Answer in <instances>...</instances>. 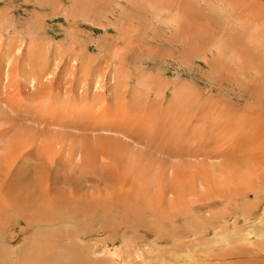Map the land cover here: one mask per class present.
<instances>
[{"label": "rangeland", "instance_id": "1", "mask_svg": "<svg viewBox=\"0 0 264 264\" xmlns=\"http://www.w3.org/2000/svg\"><path fill=\"white\" fill-rule=\"evenodd\" d=\"M258 2L0 0V190L23 174V197L22 185L43 172L37 179L59 190L71 184L96 214L84 202L87 223L31 222L24 206L1 203L0 264H37L40 256L48 264H78L81 251V264H237L217 254L246 248L241 235L262 238L264 217L251 225L238 211L264 215V201L255 204L251 193L229 216L222 197L262 173L255 159L241 160L232 148L251 142L242 139L252 136L250 107L264 109V51L248 47L260 41L257 28L231 19L246 20L238 11L251 5L264 16V0ZM252 61L255 70L248 69ZM97 196L99 205L107 201L102 209L92 203ZM144 196L159 223L142 215V224L116 228L128 224L117 217L126 205L142 211ZM57 212L39 209L38 216ZM223 212L226 221L213 220ZM66 230L78 231L74 243L62 240Z\"/></svg>", "mask_w": 264, "mask_h": 264}, {"label": "bare ground", "instance_id": "2", "mask_svg": "<svg viewBox=\"0 0 264 264\" xmlns=\"http://www.w3.org/2000/svg\"><path fill=\"white\" fill-rule=\"evenodd\" d=\"M230 1V0H229ZM245 1V0H244ZM247 1H249V0H247ZM257 1V3L256 4H258L259 2V0H256ZM253 2H254V0H253ZM232 3V2H231ZM250 4V3H249ZM254 6H255V4H253ZM259 5V4H258ZM250 6V5H249ZM257 6V5H256ZM260 6V5H259ZM247 8H249V9H247ZM246 9H241L240 11H238V14H239V16L240 15H243V16H240V17H242V18H244V19H246V20H240V19H237V18H232L231 19V21L233 20V21H236V24L234 23V26H236V25H238V26H240V27H242L244 24H245V26H247V25H252L251 27H252V29L253 30H255L256 28H257V31H258V33H259V38H260V41L258 42V43H256V42H251L252 44L250 45V44H248V47L249 48H253V49H255V50H257L258 51V53H260V52H263L264 51V16L263 15H261L260 13H258L259 11L257 10V9H255L254 7H252V5L250 6V7H247ZM262 8V7H261ZM230 9V8H229ZM258 9H260V8H258ZM262 10V9H261ZM236 11V12H237ZM261 12V11H260ZM233 13V12H232ZM262 13V12H261ZM232 16H235V15H232ZM236 17V16H235ZM247 20H249V21H247ZM238 26H236V27H238ZM247 27H249V26H247ZM244 29V28H243ZM256 31V32H257ZM240 32V31H239ZM248 42H250V41H248ZM231 44V43H230ZM247 46V45H246ZM237 47V46H236ZM240 47V46H239ZM244 48V47H243ZM244 51V50H243ZM7 54V53H6ZM224 59V58H223ZM257 59V58H256ZM241 60V59H240ZM255 62V61H254ZM253 61L252 62H250V64H248V65H250V67H248V69H251V68H253L254 66H255V64L253 65V63H254ZM258 60H257V64H258ZM256 63V62H255ZM259 65H261L262 67L264 66V62H262L261 63V61L259 62ZM260 66V67H261ZM68 68V67H67ZM254 70L256 69V68H253ZM253 69H252V71H253ZM262 69V68H261ZM263 70V69H262ZM33 72V71H32ZM254 72V71H253ZM254 75H257L258 73L256 72V74H255V72L253 73ZM239 77V76H238ZM9 79V78H8ZM35 79V78H34ZM38 79V78H37ZM36 80V79H35ZM9 81V80H8ZM260 100V99H259ZM258 100V101H259ZM260 102H262L261 100H260ZM260 102H258V103H260ZM264 104V103H263ZM250 107V106H249ZM258 106H255L254 105V107H250L251 108V110L252 111H250V108H248L249 110L248 111H250V112H252V113H249V114H251V116L249 115V114H247V116L249 115L250 117H251V119H252V121H254L252 124H254V127H252V128H250V130H252V136L251 135H249L248 133H246V135L245 136H243V138L242 139H245L246 141L247 140H249V139H251V142H249V144L246 146V144L244 143H242V145H243V147L242 148H239V147H234V148H232L234 151H233V154H235L236 155V157H238V158H240L241 160H245L246 158H248V157H250L251 159L253 158V159H255V161H254V163L256 164V165H259L260 167H261V169H262V173H260V174H258L254 179H250V180H248V182H247V185L245 186V187H243V188H237V189H233L232 188V190L229 192V193H227V194H224L223 196H226V198L225 199H223V197H222V201H224L225 202V204L226 205H228V206H230L231 208H230V212H228V215L230 216L231 214H233L234 212L235 213H240V214H242V218H243V222L244 223H250L251 225H255V223H257L261 218H263L264 217V215H263V213L262 212H260V211H257V209H252V211L251 210H246V211H242L241 209H240V211H238V204L241 202L242 203V201H245V197H248V196H250L251 195V193H252V195L254 196V201H255V204H259L260 202H262V201H264V114H263V112H264V109L263 108H261V109H259V108H257ZM245 118V117H244ZM240 119V118H239ZM251 119H250V121L249 120H246L247 121V123H248V121L249 122H251ZM239 121V120H238ZM246 121H245V123H246ZM228 124V123H227ZM249 124V123H248ZM242 125H244V124H242ZM79 126V125H78ZM224 126V125H223ZM249 126V125H248ZM247 126V127H248ZM252 126V125H251ZM228 127V126H227ZM240 127V126H239ZM243 127V126H242ZM245 128V127H244ZM246 129V128H245ZM227 130V129H226ZM9 131V130H8ZM237 132V131H236ZM233 134V133H232ZM241 134H243V133H241ZM235 135H237V134H235ZM242 136V135H241ZM240 136V137H241ZM226 137V136H225ZM252 137V138H251ZM227 139H228V137H226ZM158 140V139H157ZM250 141V140H249ZM85 142V141H84ZM244 142V141H243ZM87 143V142H86ZM103 143V142H102ZM108 143V142H107ZM234 143H236V141H234ZM21 144V143H20ZM155 144V143H154ZM22 145V144H21ZM87 145V144H86ZM157 145V144H156ZM237 145H241V144H237ZM104 146V145H103ZM22 147H24L23 145H22ZM105 147V146H104ZM17 148H18V146H17ZM20 148H21V146H20ZM25 148V147H24ZM24 148H22V150H24ZM79 148V147H78ZM86 148V147H85ZM92 148V147H91ZM91 148H89L88 150H90ZM103 148V147H102ZM109 148V147H108ZM93 149H95V148H93ZM98 149H100V147L98 148ZM97 149V150H98ZM106 149H107V147H106ZM117 149V148H116ZM26 150V149H25ZM79 150V149H78ZM87 150V151H88ZM13 151H15V149L13 150ZM76 151V150H75ZM102 151V150H101ZM104 151V150H103ZM106 151V150H105ZM19 153H20V151H18ZM29 151H27V153H28ZM86 152V151H85ZM95 152V151H94ZM115 152H116V150H115ZM136 152H138V151H136ZM237 152H239V153H237ZM10 153V152H9ZM67 153V152H66ZM5 154H7V153H5ZM21 154H25V152H21ZM28 154H30V153H28ZM27 154V155H28ZM78 154V153H77ZM82 155H83V153H81ZM105 155H106V152L104 153ZM230 154V153H229ZM244 154H248V155H246V156H244ZM27 155H26V158H27ZM76 155V154H75ZM12 156V155H11ZM31 156V155H30ZM113 156V155H112ZM111 156V157H112ZM234 156V155H233ZM255 156V157H254ZM13 157L15 158L16 156H15V154L13 153ZM70 157V156H69ZM80 157H81V155H80ZM106 157H108V153H107V156ZM12 158V157H11ZM11 158L9 157V159L11 160ZM75 158V157H74ZM77 158V157H76ZM113 158V157H112ZM234 158V157H233ZM16 159V158H15ZM23 159V158H22ZM22 159H20V160H22ZM38 159H39V157H38ZM70 159H72V157H70ZM82 159V158H81ZM251 159H249V161L251 160ZM26 160V159H25ZM82 160H84V159H82ZM110 160V159H109ZM14 161V159L12 160V162ZM42 161V160H41ZM247 162V161H246ZM11 163V162H10ZM36 163V162H35ZM251 163V162H250ZM253 163V162H252ZM251 164L252 166H255V164ZM37 164V163H36ZM78 165V164H77ZM102 165V164H101ZM6 166V165H5ZM37 167H38V165H37ZM83 167V166H82ZM81 167V168H82ZM1 168V167H0ZM4 168V167H3ZM8 168H10V166L8 167ZM8 168L6 169V170H8ZM18 168V167H17ZM37 169V168H36ZM93 169V168H92ZM94 170V169H93ZM43 171V170H42ZM46 171V170H45ZM81 171V170H80ZM95 171V170H94ZM96 171H97V169H96ZM227 171V170H226ZM258 171V170H257ZM10 171H8V173H9ZM84 172V171H83ZM82 172V173H83ZM34 173V172H33ZM68 173H69V171H68ZM80 173V172H79ZM102 173V172H101ZM107 173V172H106ZM258 173V172H257ZM12 174V173H11ZM15 174V173H14ZM31 174V173H30ZM77 174V173H76ZM75 174V175H76ZM88 174V173H87ZM22 175L23 174H20V176L17 178V180H19V182L16 180V183H14V184H10V187H8L7 188V186L5 187V188H2L3 187V185H2V190H0V205H1V203H7V204H9V205H11L12 207H15V206H18V205H22V206H24V212H25V210L27 211H31L30 212V214L29 215H26V216H24L26 219H28L29 221H31V222H34V221H46V222H55V221H59V222H62V223H65L67 220H70V219H73V218H76V219H79L80 221L81 220H84L86 217H87V213H82L85 209H86V207L87 206H85L84 205V202H87V201H85V197H84V199H81V198H79L78 196H77V194L78 193H76V191L77 190H72L71 189V184L69 185V188L67 189V190H65V189H58L56 186H50V185H48V182H46V181H40L39 179H37L38 177H41V178H43L44 176H46L43 172H40V174L39 175H37V176H35L36 175V173H35V177H36V179H34L35 180V182H34V180H33V178H32V180H29L30 182H29V185L30 186H28V185H22V189H23V191L24 192H26L27 194L25 195V196H23V197H20L19 196V194H20V189L18 188V185L19 184H21V182H22ZM84 175V174H83ZM99 175H100V173H99ZM15 176H17V174L15 175ZM32 176V175H31ZM78 176V175H77ZM81 176H82V174H81ZM84 176H87L86 175V173H85V175ZM101 176V175H100ZM100 176H98V177H100ZM208 176V175H207ZM1 177V176H0ZM25 177V176H24ZM83 177V176H82ZM80 178V180L81 179H83V178ZM106 177V176H105ZM209 177V176H208ZM27 178V177H26ZM87 178V177H86ZM88 179V178H87ZM96 179H97V177H96ZM103 179V178H102ZM248 179V178H247ZM89 180V179H88ZM99 180V179H98ZM100 180H101V178H100ZM78 181V180H77ZM103 181H104V179H103ZM105 181H106V179H105ZM108 181V184H109V186H110V183H109V180H107ZM208 181V180H207ZM7 182V181H6ZM33 182H34V184H33ZM52 182H54V185H56V181L55 180H52ZM80 182V181H79ZM84 182V181H83ZM81 183V182H80ZM88 183V182H87ZM101 183V182H100ZM113 184H115V183H113ZM79 185V184H78ZM74 187H75V185H74ZM79 187V186H78ZM78 187H76L77 189H78ZM114 187V186H113ZM82 188V187H81ZM87 188V187H86ZM116 188V187H115ZM80 189V188H79ZM107 189V188H106ZM108 189H110V187L108 188ZM11 190H14L15 192H17V194H15L13 191L11 192L12 193V195H10L9 194V192L11 191ZM79 191V190H78ZM77 191V192H78ZM80 191H81V189H80ZM98 191V190H97ZM100 191V190H99ZM180 191V190H179ZM117 192H119V191H117ZM133 192V191H132ZM137 192V191H136ZM169 192V191H168ZM114 193H115V191H114ZM113 193V194H114ZM24 194V193H23ZM96 194V193H95ZM166 192L165 191H162V188L161 189H159L158 191H157V196H158V201H159V203L158 204H163V202H164V199H165V197H166ZM103 195V194H102ZM174 195V194H173ZM180 195V194H179ZM101 196V195H100ZM107 196H108V194H107ZM106 196V197H107ZM110 196V195H109ZM128 196H132V193L130 192L129 193V195ZM95 197H96V195L94 196V199H95ZM98 197V196H97ZM102 197V196H101ZM176 197V196H175ZM93 198V197H92ZM91 198V199H92ZM108 198V197H107ZM102 199V198H101ZM148 199H150V198H148ZM154 199V198H153ZM238 199L240 200V199H242V201H238ZM100 197H98V199L94 202V201H92V203H95V207L97 208L98 206L100 207V206H102L101 204H103V202L101 203L100 201ZM110 200V199H109ZM175 200V199H174ZM106 201V200H105ZM104 201V202H105ZM146 200H145V196H144V204H142L141 205V208H142V211L141 212H136L134 209L133 210H131V208H132V203L131 204H128V205H126L125 206V209H124V211H120V215L119 216H117V217H122L123 218V222L122 223H124V222H126V223H128V224H123L124 226H122V227H116V228H118L119 230L120 229H124L125 231H128V230H130V228L129 227H131L130 226V222L131 223H133V224H131L132 226H135V224L138 226L139 224H142L145 220H146V218L147 217H145V216H142V215H146V216H150V217H155L156 216V218L155 219H151L152 220V222H154V223H156V224H158L159 222H158V218H159V215L157 214L156 215V210L154 209L155 207H154V205L153 206H151V205H149L148 203L146 204V202H145ZM150 202V201H149ZM212 203H214L213 204V206L212 207H214V206H216L218 203H222V202H220V200L218 199V200H212L211 201ZM91 203V202H90ZM90 203L88 204V202L86 203V204H88V206L90 205ZM98 203H101L100 205L98 204ZM106 204L105 205H107V201L105 202ZM178 203V202H177ZM211 203V204H212ZM231 204V205H229V204ZM244 203V202H243ZM74 205V207L73 206H71L70 208H69V205ZM111 204V203H110ZM105 205H103L104 207H105ZM156 205V204H155ZM160 205V206H161ZM92 206V205H91ZM91 206H89L90 207V209H91ZM102 206V207H103ZM207 206V205H206ZM88 207V208H89ZM94 207V205L92 206V208ZM103 207V208H104ZM107 207V206H106ZM110 207H112V206H110ZM109 207V209H111ZM198 206H196V207H193V209L195 210V211H199L198 210V208H197ZM101 208V207H100ZM237 208V209H236ZM42 210V211H44V210H46L47 212H50V211H53V210H56V211H58L57 212V214L53 217V218H43V217H39L38 216V210ZM94 209L95 208H93L92 210H93V214L96 216V214H95V212H94ZM102 209V208H101ZM113 209V208H112ZM158 209V208H157ZM208 209H211L210 207L208 208ZM87 210V212H89L88 211V209H86ZM85 210V211H86ZM98 210H100V209H97L96 211L98 212ZM103 210H105V209H103ZM236 210L238 211V212H236ZM101 211V210H100ZM130 211V212H129ZM206 211V210H205ZM23 212V213H24ZM106 212V211H105ZM104 212V215H106V213ZM108 212V211H107ZM158 212V211H157ZM207 212V211H206ZM203 213V212H202ZM224 213V212H223ZM93 214H92V216H93ZM99 213H97V215H98ZM248 214H250V215H248ZM90 215H91V212H90ZM108 215V214H107ZM161 215V214H160ZM224 215H225V213H224ZM101 216V215H100ZM103 216V215H102ZM107 217V216H106ZM88 218L89 217H87L86 219H85V222L87 223V220H88ZM92 217H90L89 218V220L91 219ZM107 219H109V220H112V219H110V218H108L107 217ZM115 219H117V218H115ZM130 219H132V221H130ZM181 219H182V217H181ZM236 219H238L237 217H236V215H235V219L234 218H232V220H236ZM78 220V221H79ZM114 220V219H113ZM214 221H216L217 223H218V221L220 222V221H226V215L225 216H215V218L213 219ZM209 221V220H208ZM176 222V221H175ZM79 223H81V222H79ZM120 223V222H119ZM121 223V224H122ZM165 223V222H164ZM167 223V222H166ZM173 223V222H172ZM171 223V224H172ZM199 223V222H198ZM222 222H220V224H221ZM168 224V223H167ZM187 224V223H186ZM223 224H224V222H223ZM236 224L237 223H233V225L234 226H236ZM84 225V224H83ZM87 225V224H86ZM85 225V226H86ZM162 226H164V224H161ZM230 225L232 226V223H230ZM189 226V225H188ZM81 227V226H80ZM194 227V226H193ZM192 227V228H193ZM83 228V227H82ZM87 228V227H86ZM139 229H142V228H139ZM80 230V229H79ZM84 230H86V229H82L81 231H79V234L82 232V231H84ZM167 231H168V228H167ZM194 231H198L197 230V227H196V230H194ZM73 232H74V230H66V231H64L63 232V235H62V240H69L70 241V244L71 243H74L73 242V237H71L72 235H73ZM177 232V231H176ZM74 233H78V231L77 232H74ZM180 233V232H179ZM173 234V233H172ZM259 235H262V234H259ZM74 236V235H73ZM240 236V235H239ZM244 235H241L240 237L241 238H244L245 240H246V242H247V244H248V246L245 244V246H247L246 248H244L243 250H241L240 248L238 249L237 247L232 251V250H230V252L229 251H219L220 253H218L217 254V256H218V258L219 259H225V258H228V254H230V256L229 257H231V261H232V263H237V264H240V263H244V264H257L258 263V260L257 259H259V258H257L256 256V258H254V257H252V256H250L252 253H253V255H255V253L254 252H257V254H260V257L261 256H264V235H262V238L261 239H257L256 238V236L255 235H253V236H244ZM233 237V236H232ZM79 238H81V237H79ZM78 238V239H79ZM127 238V237H126ZM175 238V237H174ZM174 238L172 237V240H174ZM230 238V237H229ZM234 239V238H233ZM257 239V240H256ZM171 240V241H172ZM130 241V240H129ZM164 241V240H163ZM179 241V240H178ZM227 241V240H226ZM237 241V240H236ZM244 241V240H243ZM137 242V241H136ZM135 242V243H136ZM170 242V241H169ZM62 243H64V242H62ZM148 243V242H147ZM50 244H53V243H50ZM175 244V243H174ZM234 244V243H233ZM237 244V243H236ZM249 244H251L253 247H251V245H250V247L251 248H249ZM62 246H65V245H63V244H61ZM75 245V244H74ZM158 245H159V243H158ZM183 245H185V242H183ZM41 246V245H40ZM53 247L55 246V244H53L52 245ZM134 246V245H133ZM182 246V245H181ZM180 246V249H182V247ZM186 246V245H185ZM222 246V245H221ZM146 247V246H145ZM157 247V246H156ZM162 247V246H161ZM127 248V247H126ZM130 248V247H129ZM158 249H159V247H157ZM185 248V247H184ZM18 249L19 248H17V249H14V251L16 252V254L18 253ZM75 249V248H74ZM138 249V248H137ZM156 249V248H155ZM163 249H166V248H162V250ZM169 250H170V248H168ZM168 249H166L165 251H167ZM177 249V248H176ZM28 250H29V248H28ZM78 250V249H77ZM142 250V249H141ZM21 251H22V249H21ZM160 252L159 254L157 253L156 255H154V256H151V255H149V254H147L146 253V255H145V257L147 256V257H157V258H162V257H164L165 255H166V253H168V252ZM176 251V250H175ZM72 252H75V250L74 251H72ZM71 252V253H72ZM82 253L81 254H79V253H77V255L80 257V259H81V257H83V255H84V253H83V251H81ZM19 254H20V252H19ZM35 254V253H34ZM73 254V253H72ZM75 254V253H74ZM83 254V255H82ZM140 254V253H139ZM256 254V255H257ZM76 255V254H75ZM76 255V256H77ZM80 255H82V256H80ZM144 255V254H143ZM158 255V256H157ZM78 256L76 257V259H78ZM199 256H201V255H199ZM207 255H204V258L206 257ZM215 256V255H214ZM203 257V256H202ZM245 257H247V258H245ZM25 258V257H24ZM203 258V259H204ZM216 258V257H215ZM75 259V260H76ZM80 259H78L77 261H78V264L80 263L81 264V261L79 262V260ZM148 259V258H147ZM199 259V258H198ZM206 259H208V257H206ZM210 259V258H209ZM213 259H214V257H213ZM74 260V259H73ZM72 260V261H73ZM82 260V259H81ZM205 260V259H204ZM46 261H48L47 259H44L42 256H40V257H38L36 260H35V262H37V264H48ZM71 261V262H72ZM162 262L161 263H159V264H162L165 260H161ZM222 261V260H221ZM82 262L84 263L85 261H84V258H83V260H82ZM153 262H155V261H153ZM50 263V262H49ZM73 263V262H72ZM144 263L145 264H148V263H150V260H146V261H144ZM23 264V263H22ZM73 264H75V263H73ZM77 264V263H76Z\"/></svg>", "mask_w": 264, "mask_h": 264}]
</instances>
